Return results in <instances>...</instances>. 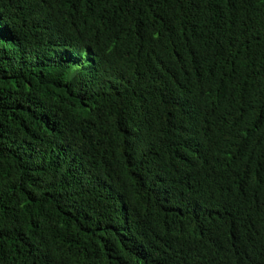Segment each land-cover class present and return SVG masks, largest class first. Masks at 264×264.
Segmentation results:
<instances>
[{
  "label": "trees",
  "instance_id": "trees-1",
  "mask_svg": "<svg viewBox=\"0 0 264 264\" xmlns=\"http://www.w3.org/2000/svg\"><path fill=\"white\" fill-rule=\"evenodd\" d=\"M0 264H264V0H0Z\"/></svg>",
  "mask_w": 264,
  "mask_h": 264
}]
</instances>
